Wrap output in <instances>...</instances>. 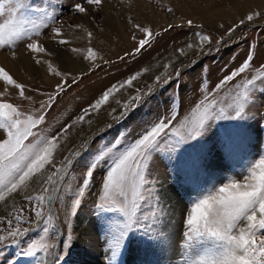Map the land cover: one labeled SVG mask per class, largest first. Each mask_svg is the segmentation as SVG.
<instances>
[{"label": "snow or ice", "instance_id": "6c2138e0", "mask_svg": "<svg viewBox=\"0 0 264 264\" xmlns=\"http://www.w3.org/2000/svg\"><path fill=\"white\" fill-rule=\"evenodd\" d=\"M103 3L104 0H80L73 4V8L76 13L87 16L90 15V10L98 11ZM50 8V4L47 7L33 6L29 0H0V16L7 12V19L0 23V50L8 48L14 58L15 49L22 43L31 53L53 56L38 39L57 19ZM166 11L174 15L172 8L169 7ZM262 15L264 13L261 12L242 15L237 22L225 29V35L231 37L242 26L254 22ZM185 23L190 28L193 26L191 19H187ZM127 26L134 41L136 32L143 34L132 51L125 52L124 56L130 57L150 45L153 32L150 27L133 18H128ZM176 27L183 25L169 24L165 31ZM220 28L225 26L221 24ZM51 31L53 38L63 36L60 28H52ZM84 31L91 43L93 33L87 29ZM193 35L195 41L186 45L188 49L203 52L206 46L213 44V37L208 33L198 31ZM224 42L223 35L215 40L218 46ZM58 43L65 46L70 41L61 38ZM249 48L251 49V45ZM70 51L76 52L77 49L72 48ZM176 51L181 55L185 54L181 48ZM88 53L85 59L92 62L91 71L93 67H99L95 64L99 54L91 47ZM35 62L46 65L47 72L52 77L71 75L59 70L50 60L36 59ZM163 67L167 70L171 65L166 63ZM250 70L255 74L249 79L244 74ZM140 74L134 73L118 86L112 85L105 89L91 104L81 109V115L63 124L55 135L48 134L41 127L45 123L47 111L53 106L50 102L71 86L80 83L83 74L74 77L71 84L67 79H61L56 84L57 96L49 95L47 102H41L38 109L29 112L23 111L19 105L5 101L4 93H0V130L3 133V138L0 139V202L14 195H23V199L31 205L33 216V219L25 221L24 209L21 208L19 212L9 214L11 219L0 217L8 225L13 222L17 225L5 229L6 235L0 234V245L7 241L19 244L33 231L30 227L21 228L20 224L35 223L38 227L43 223V235L39 240L28 241L22 254L36 257L38 264H61L72 246L73 236L69 233L61 241L62 249L57 253L56 244L50 242L55 235L53 213L49 210L45 216L43 209L45 206L51 209L59 203L61 193H65L67 188L71 193V214L75 215L85 189L93 182L100 189L95 211L96 219L101 221L100 226L104 230L108 264H122L120 257L137 239L150 245L162 244L166 237L157 233L162 211L160 183L154 175L157 165L164 163L176 176L191 179L201 173L210 175V156H219L224 161L234 158L245 138L241 122L247 108L255 102L256 84L264 83V47L258 48L255 54L251 50L247 51L239 64L219 80L211 92L191 109L189 115L181 118L180 112L176 111L170 119L161 118L126 147L116 143L105 145L98 149L80 177L76 181L70 180L71 159L65 157L59 165L54 159L61 139L74 126L82 125L86 116L109 104L115 92L133 87V82ZM168 79L166 75H158L155 83L164 84ZM0 81L18 90L21 101L36 103L28 95L30 91L43 95L40 89L29 88L18 82L4 67H0ZM233 83L235 96H230L222 104L218 102L215 94L225 85ZM153 90L150 85L145 95ZM5 91L7 92V88ZM141 99V91L137 89L136 95L130 97L129 101L117 100V104H123V111L119 117L113 116V119L128 116L129 110L135 109ZM115 112L116 109H112L109 114ZM214 133L215 142L209 144ZM49 167L54 169L51 174H48ZM224 170L228 171L227 168ZM97 173L99 180L96 179ZM45 176L47 178L43 179V184L46 186L41 194H24L32 182ZM73 183L76 185L74 191ZM209 183L205 179L204 184ZM65 198H68L67 194ZM183 227L185 231L177 245L180 257L178 264H264V155L248 162L238 173L223 178L219 184H212L209 188L199 187L190 211L184 216Z\"/></svg>", "mask_w": 264, "mask_h": 264}, {"label": "rangeland", "instance_id": "374dc122", "mask_svg": "<svg viewBox=\"0 0 264 264\" xmlns=\"http://www.w3.org/2000/svg\"><path fill=\"white\" fill-rule=\"evenodd\" d=\"M105 1L110 3L112 0H104V2ZM141 1L143 3L146 2L145 4H153L154 9L160 16H155L151 20H145L144 22L143 20L133 17L131 8L128 6L133 4L135 0H130V3L129 0L111 2L113 7L111 6L107 13L112 15L114 19L116 18V20H114L115 26L117 24L120 25L121 22V25L123 24L122 26L125 24V27L128 28V39L121 36L122 43L121 41L119 42L120 37L117 38L118 41H116L117 39H109L106 41L107 43H103V46L98 50L99 55L95 60V64L99 65V67H93L91 71L89 68L88 71L81 73L83 74L82 81L77 85L71 86L66 92L60 93L57 99L50 102L53 104L51 110H45L47 111V115L45 123L41 127L48 134L55 135L56 131L61 128L63 124L69 123L73 118L81 115V109L91 104L105 89L112 85L118 86L123 83L128 76L134 73H141L138 79L133 82V87H125L115 92L109 104L103 106L99 111H93L91 115L86 116L84 123L92 121V118H96L102 111H104L103 113H111L112 109H116L115 113H112V115L108 113L109 116L104 119L98 116L100 119H98L97 123H94L95 126H93L92 130L87 134L85 133V137L76 144H74V142L66 144L65 142H68L76 132H78L77 137H79V134H81L80 130H78L80 125L74 126L66 134V137L61 139L59 147L55 152V163L59 165L64 161L65 157L71 159V164L69 165L71 176L69 179L72 181H76L80 177L85 167L92 162L98 149L105 145L116 143L121 147H126L161 118L170 119L171 115L176 111L180 112L181 118L189 115L191 109L198 102L202 101L206 94L211 92L219 80L230 69L239 64L240 59L243 58L247 51L251 50L253 54H255L258 48L264 47V43H262L264 42V15L254 20V22L242 26L231 37L225 35V29L230 27L234 22H237L238 18L242 15L248 12L264 13V0ZM76 2H80V0H29V3L33 6L47 7L50 4V10L53 11L54 15L57 17L38 39L48 37L57 43L61 38L68 40L66 37H51L52 28H60L62 33H64V24H66V26L68 25L69 31L74 33L78 32V34L84 35V37H87V33L84 29L91 31L93 36L107 33L106 30L108 31V29L105 19L107 13H104L103 5L101 7L102 10L101 8L98 11L91 10L92 12L90 11V15L85 16L75 12L73 4ZM169 7L173 9L174 15L166 11ZM164 15L167 19L163 18ZM128 18H133L145 26L150 27L153 32V37L151 38L150 45L146 46L139 54L125 57V52H131L139 39L143 38V34L140 32L135 33V41L131 38L129 26H127ZM5 19H7L6 11L3 16H0V23H3ZM187 19L193 21V26L191 28L185 23ZM119 20L121 22H119ZM169 24H182L183 27H176L165 31ZM221 24H223L225 28H220ZM77 25L80 27L77 28ZM200 25H202V27H198ZM198 31L208 33L213 37V44L206 46L203 52L188 49L186 47L189 42L195 41L193 34ZM222 35L225 38V42L218 46L215 44V40L219 39ZM123 37L125 40H123ZM250 45L251 49L249 48ZM178 48L183 49L185 54L181 55L178 53L176 51ZM22 49L25 53L30 55L34 64H36V59L46 58V60H48L46 54L27 51L22 43L19 44L15 51ZM88 49L89 48L84 52L85 55L75 56V58L80 61H88L85 59V57L89 55ZM209 49H211V51ZM0 52L12 55V51L8 48L2 49ZM71 53L73 52L70 51V54ZM120 57H124V59L121 60L119 59ZM106 61H111V63H106ZM166 63L171 65L167 70L163 67ZM36 65L37 67H41V65ZM43 66L45 67L46 65ZM0 67L4 66L0 64ZM145 69L147 71H144ZM177 72H179V75H177ZM81 74L77 75L76 73H71L68 77L56 78L52 77L47 72V80L43 82L34 81L33 78L28 77L27 82L24 84L29 88L40 89L43 93V95H38L36 92H28V95L32 96L36 101L35 104L21 101L18 97V90L16 89L13 94L3 92L2 90L0 93H4L3 99L5 101L19 105L23 111L29 112L38 109L41 102H47L49 95L57 96L58 90L56 89V84L61 79H67L69 84H71L72 79ZM254 74L255 73L250 70L245 73L244 76L250 79ZM158 75H166L169 77L168 82L157 85L155 83V77ZM237 79L239 80L240 78ZM17 81L21 82L19 80ZM0 84L2 88H12L11 86H6L2 81H0ZM150 85L153 86L154 90L150 94L145 95ZM137 89L141 91L142 97L137 107L135 109H130L129 115L123 119L114 120L113 116L119 117L121 111H123V104H117L116 101H129L130 97L136 95ZM234 89V83L225 85L218 94H215V99L222 104L228 100L230 96H235ZM256 89L255 102L247 108L245 118L241 122L245 138L242 145L237 149L234 158L228 161L223 160L225 164H228L230 170L228 169V172L224 173L222 177L214 179L212 171H209L210 175L208 173H201L198 177L193 176L191 179H186L182 175L179 177L176 176L170 169L165 167L164 163L157 165L154 175L158 177L159 182L168 178L172 186L179 187L186 199L187 206L185 211L177 213L176 217L169 221L167 225L165 218H167L169 212L172 211L173 204L171 201L167 202V198H165L163 193H161L162 191H160V207L162 211L160 213V221L157 225V233L159 236L165 235V230L163 229L167 225L166 227L171 231L167 233V238H169L170 243H173L174 247L172 251H176V253L173 252L172 254L171 251L168 258H160L157 256L159 260L158 263L155 264H178L180 257L177 245L182 239L183 231H185L183 219L185 214L190 211V205L198 195V188L201 186L203 188H209L212 184H219L222 182L223 178L238 173L248 162L264 155V83L258 82L256 84ZM2 138L3 133L2 130H0V139ZM214 142L215 133L210 137L209 144ZM73 153H78V155H73ZM209 158L216 159V156H210ZM52 171H54V169L49 167L48 174H51ZM46 178V176L41 178L34 189L24 194H41L43 188L46 186L43 184V179ZM99 178V173H97L96 179L99 180ZM205 179H208L210 183L204 184ZM75 187L76 185L73 183V191ZM99 191L98 185L94 182L89 183L88 187L85 189V195L81 198V205L76 210L75 215L71 214V193L68 192L67 188L65 189V193H61V201L59 203H56L51 209H49L48 206L44 207L43 211L45 216L48 215L49 210L53 213V223L55 225L53 231L55 235L50 242L56 244L55 251L57 253L61 252V241L66 239L69 233L73 236L72 246L64 256V260L61 261V264H78L73 261L74 258L77 259L79 251L76 249L75 244L77 239L73 227L75 217H78V215L83 212L91 215L93 232L99 237L96 248L98 250L100 249V252L102 251V258L108 261L105 251L104 230L100 226L101 221L96 219L97 213L95 211V204L98 202L97 198ZM66 194L68 197L67 199L65 198ZM10 205L6 206V209L1 212L0 217H4L5 220L11 219L10 213L15 214L23 208L25 221L33 219L31 205L23 199V195H19ZM15 226H17L15 222H13L12 225H8L5 221L0 220V234L6 235L7 233L4 230ZM19 226L21 228L30 227L33 231H31L19 244H12L10 241H7L5 244L0 245V264H38L36 257L24 256L22 250L31 239H40V236L43 235L41 230L44 225L40 223L37 227L35 223H22ZM49 227H51V224ZM156 245L160 246V244L150 245L137 239L129 246L128 250L124 252L120 260L125 264L128 257L133 256L137 264H150L151 260V263H153L155 262L156 256L150 255V252H153L150 248H156ZM37 255L39 256L40 254L38 253Z\"/></svg>", "mask_w": 264, "mask_h": 264}, {"label": "bare ground", "instance_id": "6f19581e", "mask_svg": "<svg viewBox=\"0 0 264 264\" xmlns=\"http://www.w3.org/2000/svg\"><path fill=\"white\" fill-rule=\"evenodd\" d=\"M114 1L118 2V0H112L111 2ZM111 2L109 3L108 1L107 2L105 1L103 3V10L105 14L110 10V7L112 6ZM145 3H143L141 0H135L133 4L128 5L131 8L133 17L139 20H143L145 22V20H149V19L151 20L155 16H160L158 15V12L154 9L153 4H145ZM163 18L167 19L165 15ZM105 19L108 29V31L106 30L107 33H104L102 35L97 34V36H93L91 43L89 42V39L87 37H84V35L78 34V32L74 33L72 31H69L68 30L69 28L67 27L68 25L66 26V24H64L63 26L64 33L62 37L68 38V41H70L68 45L65 46L59 45L57 42L52 41L51 38L48 37H44V39H39L40 43H42L48 49L49 52L53 53V56L46 55L48 57V60H50L54 64V66L58 67L59 70H61L62 72H68L72 74L76 73L78 75L88 71L91 62L77 60L75 56H79L82 54L85 55L84 52L86 51L87 48L90 47L98 52L101 46H103V43H105L109 39H117L120 37L119 42L121 41L122 43L121 36H124L127 39L129 37L128 35L129 33L127 30L128 28L125 27V24L124 26H122L123 24L121 25L122 22L120 20H119V22H121L120 25H118L116 22L118 26L117 25L115 26L114 20H116V18L114 19L112 15L107 13ZM125 38L123 40H125ZM116 41H118V39ZM123 42L125 43L126 41ZM72 48H76L77 51L70 54V49ZM177 58H182V57H177ZM0 64H2L5 67V69H7L10 72V74L13 75L14 78L21 81L22 83L27 82L28 77H31L33 78L34 81H38V82L40 81L43 82L47 80L46 79L47 66L45 67L43 66V68L42 65L41 67H37V65L34 64V62L31 60L30 55L25 53L23 49L15 51L14 58L12 55H8L6 53L0 52ZM6 88H7V93L13 94V92L15 91L14 88H10V87L2 88V85L0 84V92L1 90L3 92H6L5 91ZM103 112L104 111H102V113L101 114L99 113L100 115H98L99 117H101V119L107 118L109 116L108 114L109 112L108 113L106 112L103 113ZM98 116L96 118L93 117L91 123L87 122L80 125V128L78 130H80L81 134H79V137H77L78 132H76L72 136V138L65 143L67 144L69 142H74V144H76L79 141H81L85 137V135L92 130L93 126H95L94 123H97L98 119H100L98 118ZM209 162H210L209 171L210 172L212 171L214 179L220 178L224 173L228 172L224 170L225 168L229 169L228 164H225L224 161L221 160L219 156H216V159L209 158ZM39 182L40 180L32 182L27 191L34 189ZM159 183H160V191H162L161 193H163L164 197L167 198V202L171 201L173 204L172 211L169 212L168 217L165 218V222H167L168 225L169 224L168 222L173 220L176 217L177 213L185 211L187 203L179 187H176L174 185L172 186L168 178L163 179ZM17 197H19V195H14V197H9L4 202H0V214L6 209V206L10 205ZM166 226L163 229L165 230V235L161 236V237H166L164 242L160 244V246L156 245V248H150V250L151 249L153 250V252L151 251L152 254L150 252V255L156 256L155 262L151 263L152 262L151 260L150 264L158 263L159 259L157 256H159L160 258L162 257L168 258L169 254H171V251L173 250L174 245L173 243H170L169 238H167L168 236L167 233L171 231ZM73 230L75 237L77 239L75 244L76 249L77 251L79 250L77 259L74 258L73 261H75L78 264H108V261L105 258H102L103 255L102 251L100 252V249L98 250L96 248L99 237L96 235V233L93 232L94 229L92 226L91 215L89 213L83 212L80 215H78V217H75ZM173 252L176 253V251H172V254ZM125 264H137L135 257L129 256Z\"/></svg>", "mask_w": 264, "mask_h": 264}]
</instances>
